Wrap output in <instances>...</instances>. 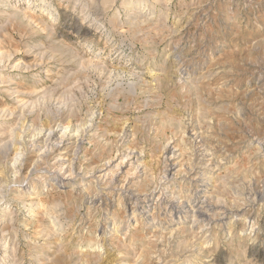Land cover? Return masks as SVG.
<instances>
[{
    "label": "rangeland",
    "instance_id": "obj_1",
    "mask_svg": "<svg viewBox=\"0 0 264 264\" xmlns=\"http://www.w3.org/2000/svg\"><path fill=\"white\" fill-rule=\"evenodd\" d=\"M0 264H264V0H0Z\"/></svg>",
    "mask_w": 264,
    "mask_h": 264
},
{
    "label": "bare ground",
    "instance_id": "obj_2",
    "mask_svg": "<svg viewBox=\"0 0 264 264\" xmlns=\"http://www.w3.org/2000/svg\"><path fill=\"white\" fill-rule=\"evenodd\" d=\"M52 134V133H51ZM40 136V135H39ZM172 152H173V150H172ZM175 152V151H174ZM173 154V153H172ZM171 154V155H172ZM24 156V155H23ZM120 165V164H119ZM12 167H14V166H12ZM106 168V167H105ZM34 169V168H33ZM170 202V201H169ZM202 204V203H201ZM199 205V204H198ZM91 206V205H90ZM200 206V205H199ZM180 207V206H179ZM191 207V206H190ZM203 207V206H202ZM172 208V207H171ZM181 208V207H180ZM192 208V207H191ZM187 209V208H186ZM195 210V209H194ZM193 210V211H194ZM187 211V210H186ZM174 212V211H173ZM195 213V212H194ZM196 213H198L197 212V210H196ZM200 213V212H199ZM207 213H208V211H207ZM203 214H206L205 212H203ZM224 214V213H223ZM189 215V214H188ZM188 215H187V217L186 218H188ZM201 215V214H200ZM208 215V214H207ZM212 215V214H211ZM190 216V215H189ZM195 216V215H194ZM206 215H204V217H205ZM197 217V216H196ZM206 217H209V215L208 216H206ZM212 217V216H211ZM198 218V217H197ZM197 218H194V220H196ZM210 218V217H209ZM211 219V218H210ZM215 219V218H214ZM186 220V219H185ZM208 221H209V219H207ZM201 221V220H200ZM200 221H198V222H200ZM213 221V220H212ZM195 222H197V221H195ZM197 222V223H198ZM196 225V224H195ZM61 227V226H60ZM170 235V234H169Z\"/></svg>",
    "mask_w": 264,
    "mask_h": 264
}]
</instances>
